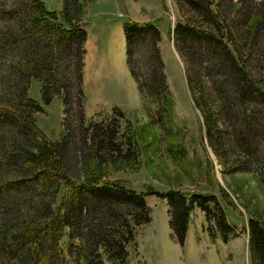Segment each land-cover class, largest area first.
<instances>
[{
    "label": "trees",
    "instance_id": "16d2710c",
    "mask_svg": "<svg viewBox=\"0 0 264 264\" xmlns=\"http://www.w3.org/2000/svg\"><path fill=\"white\" fill-rule=\"evenodd\" d=\"M179 1L195 17L177 23L175 47L207 143L228 173L251 171L249 157L264 148V10L254 14L245 3L239 25L233 0L226 1L229 12L220 10L224 0ZM68 2L56 12L40 0H0V264H126L137 229L150 222L145 197L153 194L167 199L169 226L180 244L194 205L226 240L233 227L214 194L138 192L107 177L104 166L116 161L110 150L122 160L123 145L131 149L135 141L128 128L118 140L115 118L110 124L85 123L81 82L87 33L78 22L79 7L70 10ZM123 30L138 88L156 100L165 96L156 23L129 19ZM139 49L148 56L147 75L133 58ZM34 77L44 104L61 100L60 140L48 139L35 122L41 105L28 96ZM117 113L123 117L119 108L113 116ZM261 154L257 174L264 183ZM247 224L251 264H264V221L252 216Z\"/></svg>",
    "mask_w": 264,
    "mask_h": 264
},
{
    "label": "rangeland",
    "instance_id": "374dc122",
    "mask_svg": "<svg viewBox=\"0 0 264 264\" xmlns=\"http://www.w3.org/2000/svg\"><path fill=\"white\" fill-rule=\"evenodd\" d=\"M40 1L56 12L65 2ZM226 1L230 2L224 0L220 8L223 12H229ZM236 1L233 0L238 13L232 15H238L235 17L238 23L245 12L241 8H248L245 3L254 8V14L258 8L264 10V0ZM180 3L179 0H76L73 5V0H69L70 10L79 7L78 22L87 33L81 82L84 120L110 124L115 118L121 134L118 140H123L127 128L133 136L135 145L131 149L123 145L122 154L126 155L121 156L122 160H117L120 154L116 149L110 150L116 161L104 166L109 179L119 180L138 192L175 189L214 194L233 227V233L224 240L213 221H207L204 212L194 205L184 242L180 244L169 226L171 208L167 199L146 195L150 222L137 229L133 246L127 247L126 264H251L247 221L252 216L264 221V183L257 174L264 148H257V154L249 157L251 171L228 173L209 147L201 113L186 80L184 59L175 47L173 32L177 23L194 16L188 13H192L191 9L181 7ZM129 19L155 22L159 30L157 47L166 93L157 100L139 89L130 74L123 30V23ZM57 23L68 27L60 19ZM203 25L208 26L205 22ZM139 52L133 58L139 72L144 74L148 56ZM41 86L38 78L30 80L28 96L41 105L33 117L48 139L60 140L63 105L58 96L44 104ZM115 108L122 110L123 117L118 113L113 116Z\"/></svg>",
    "mask_w": 264,
    "mask_h": 264
}]
</instances>
